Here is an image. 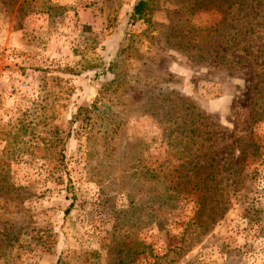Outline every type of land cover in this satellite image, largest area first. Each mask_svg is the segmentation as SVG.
<instances>
[{
  "label": "rangeland",
  "instance_id": "obj_1",
  "mask_svg": "<svg viewBox=\"0 0 264 264\" xmlns=\"http://www.w3.org/2000/svg\"><path fill=\"white\" fill-rule=\"evenodd\" d=\"M137 1L0 0V264H264V0Z\"/></svg>",
  "mask_w": 264,
  "mask_h": 264
},
{
  "label": "trees",
  "instance_id": "obj_2",
  "mask_svg": "<svg viewBox=\"0 0 264 264\" xmlns=\"http://www.w3.org/2000/svg\"><path fill=\"white\" fill-rule=\"evenodd\" d=\"M147 8H148V1L147 0H138L133 7L132 20L136 21L138 19L145 18L147 15L146 14ZM81 264H89V259L84 258V262L83 263L81 262Z\"/></svg>",
  "mask_w": 264,
  "mask_h": 264
}]
</instances>
